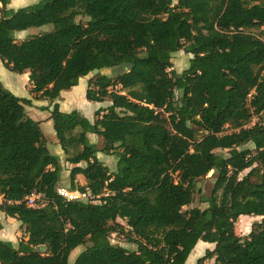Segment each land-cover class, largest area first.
<instances>
[{"label": "trees", "instance_id": "1", "mask_svg": "<svg viewBox=\"0 0 264 264\" xmlns=\"http://www.w3.org/2000/svg\"><path fill=\"white\" fill-rule=\"evenodd\" d=\"M11 1L0 0V58L52 103L69 189L94 198L57 192L63 165L26 111L32 100L0 80V211L28 235L0 239V264H185L200 240L215 248L197 264H264V40L250 32L264 28V0H40L17 10ZM182 49L192 57L179 73L172 59ZM119 66L89 78L86 98L110 100L93 121L60 109L80 78ZM99 152L117 156L115 170ZM210 172L207 207L185 209ZM34 191L45 206H28ZM242 215L263 217L244 237ZM113 232L137 247L112 243Z\"/></svg>", "mask_w": 264, "mask_h": 264}, {"label": "rangeland", "instance_id": "2", "mask_svg": "<svg viewBox=\"0 0 264 264\" xmlns=\"http://www.w3.org/2000/svg\"><path fill=\"white\" fill-rule=\"evenodd\" d=\"M39 1L40 0H12L11 3L8 5V8L12 9V10H17L20 7L28 6V5L37 3ZM174 1L177 2V0H174ZM78 19H83V21H86V18H78ZM51 29H52V25H45L42 27H32L26 31L16 33V38L18 41H22L25 38H27L33 34L49 31ZM250 32L258 35L259 37H261L264 40V28L263 27L252 28V29H250ZM191 57H192V54L185 49H182V50L174 53L173 59H172V61H173L172 69H174L175 71H177L179 73L182 72L184 69H186L189 66ZM0 70H1L0 71L1 72L0 77L5 82V85H7V81L5 80L4 74L2 73V67H0ZM122 71H124V66L115 67V69L105 68V69L99 71L98 73H104L107 75L115 76L117 74V72L119 73ZM92 76H93V73H90L89 75L82 77L79 80V83H78L79 88L77 89V91H81V88L85 87L87 85L86 82L83 80V78L88 79V81H89V78H91ZM9 90H11L13 93L16 94L15 89L10 88ZM85 90H86V88H85ZM77 91L73 90L72 92L69 93L71 95V100H72V102L77 103L76 107L79 110H81V112L83 114L80 111L79 112L88 118L89 114H91L89 111H91V109H92V107L90 105L93 106V105H97V104L95 102H90L91 103L90 105H88V106L84 105L83 101L85 99H86L85 101H87V98L85 96L81 98V94L78 93ZM85 92L86 91H84V94H85ZM88 101H90V100H88ZM109 104H110V100H107L104 102L103 106H107ZM40 113H43V110ZM256 118L257 117H255L254 119H256ZM94 119H95V117H94ZM227 130L229 131V130H231V128L228 126ZM94 141L99 142L100 140L97 136H95ZM50 152L54 155L58 154V153H56V151L54 149H52ZM218 152H220V150H218ZM99 154H100V159L102 161L106 162V164H108L110 166L111 170L116 169V164H117V156L116 155L105 154L103 152H100ZM66 159H67V155H66ZM66 161L67 160H64L63 170H69L70 169L67 167H70L71 165H70V163H67ZM214 183H215V175L213 174V172H210L208 174V176H206L205 178L200 179L198 182V185H197L198 189H200V192L196 194L195 201L191 205L185 207V209H189L192 207H200L203 209V208L207 207L208 203L205 201V199L211 195V191L213 189ZM0 215L3 219L0 221V239L3 238L4 240H10V241H13L15 244H18L21 239H24L27 236V234H25L24 228L20 227V230L17 229V224H15L16 222H13V220H11L12 222L10 223L7 220H5L6 216L1 211H0ZM262 219H263V217H261V216H248V217L247 216H241V217H239V219L236 222V226H235L236 233L240 236H243V237L248 235L252 229L253 224L255 222L261 221ZM116 222L125 225L126 229H128L125 220L118 218L116 220ZM14 231L16 233L15 236H14ZM110 239H111L112 243L125 246L129 249H135L137 247L134 243L129 242L127 240V238L125 237V234L121 233V232H113L110 235ZM84 249H85V245H81V246H78L77 248H75L72 251V253L70 254L69 262L74 263L77 256ZM41 251H46V249L44 247H42Z\"/></svg>", "mask_w": 264, "mask_h": 264}, {"label": "crops", "instance_id": "3", "mask_svg": "<svg viewBox=\"0 0 264 264\" xmlns=\"http://www.w3.org/2000/svg\"><path fill=\"white\" fill-rule=\"evenodd\" d=\"M0 67H2V73L4 74V77H5V80L7 81L8 86L5 85V82L0 77V80L2 81L3 85L8 90L10 88L15 89L16 90V94L14 93L15 95L22 97V98H28V99L32 100L31 105H26V111L30 117L41 122V127L43 129L49 150L51 151L52 149H54L56 151V153H58L57 155H59L61 163L63 165L64 160H66V154L64 153L60 144L58 143V140L56 137V132L54 130V124H53L52 119L50 118L51 117L50 111L52 110V103L46 99H35L34 98V93L31 91L32 84L30 82L28 71L24 72V73L13 72L8 67L5 66L4 62L1 59H0ZM83 80L86 82L87 85L85 87H82L81 91H77V89L79 88V84H78L69 90L63 91L60 95V98L58 100H56V102L59 103L60 109L62 111L70 112L73 110H78L81 112V110H79L76 107L77 103L72 102L71 95L69 93L72 92L73 90H76L78 93L81 94V98L84 96L86 97V92L88 89V79L83 78ZM85 88H86V90H85ZM84 91H86L85 94H84ZM85 100L83 101L84 102L83 104L86 106L90 105L91 104L90 102H95V101H88V99H87V101H85ZM104 102H95L97 105H93V106L90 105L92 107L91 111H89L91 114H89V116H88V118L90 120L94 119V117H95L94 115L99 108H105V107L109 106V105L103 106ZM42 110H43V113H40ZM95 136H97L100 140V137L98 135L89 134L91 142L98 144L100 141L99 142L94 141ZM99 153H98V157L100 159ZM104 163H106V162H104ZM71 167H72V165L70 167H67V168H71ZM77 181L80 185L86 184V178L82 174L77 175ZM70 184H71L70 183V170H63L62 175H61L60 186H64V187L69 188ZM5 216H6L5 220H7L8 222L11 223L12 222L11 220H13V222H16L15 224H17V229L20 230V227H22L21 222H19L15 218L9 217L7 215H5ZM242 216H247V215H242ZM1 220H3V219L0 215V221ZM25 234H27V233L25 232ZM15 235H16V233L14 231V236ZM1 239L4 240L3 238H1ZM24 239H28V235ZM214 248H215V243L206 242L203 240L198 241V243L196 244L194 249L191 251L187 261L185 262V264H197L198 259L201 258L202 256H204L205 253L207 252V250H213ZM212 263H213V259L207 260L204 264H212Z\"/></svg>", "mask_w": 264, "mask_h": 264}, {"label": "built area", "instance_id": "4", "mask_svg": "<svg viewBox=\"0 0 264 264\" xmlns=\"http://www.w3.org/2000/svg\"><path fill=\"white\" fill-rule=\"evenodd\" d=\"M258 119H254L253 122ZM57 192L63 196L68 201L76 200H87L89 198H94V196L89 195L86 191L79 190H70L67 187L59 186ZM3 201V195H0V202ZM28 206L34 208H40L46 205L47 201L45 200L44 194L42 192L34 191L26 197Z\"/></svg>", "mask_w": 264, "mask_h": 264}, {"label": "water", "instance_id": "5", "mask_svg": "<svg viewBox=\"0 0 264 264\" xmlns=\"http://www.w3.org/2000/svg\"><path fill=\"white\" fill-rule=\"evenodd\" d=\"M98 72H99V69L97 68L93 70V74H97Z\"/></svg>", "mask_w": 264, "mask_h": 264}]
</instances>
